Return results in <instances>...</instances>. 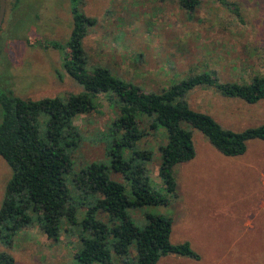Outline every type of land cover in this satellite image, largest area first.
<instances>
[{
  "label": "rangeland",
  "instance_id": "rangeland-1",
  "mask_svg": "<svg viewBox=\"0 0 264 264\" xmlns=\"http://www.w3.org/2000/svg\"><path fill=\"white\" fill-rule=\"evenodd\" d=\"M16 1L6 0L0 27V94L65 99L83 91L62 64L73 26L71 0ZM227 1L238 13L217 0H200L192 14L178 0H81L80 10L96 20L83 38L87 67L108 68L156 92L203 72L221 82L248 83L253 75L264 73V0ZM46 42L60 46L45 47ZM187 100L226 129L240 131L264 123V99L248 103L212 87H198ZM95 102L94 110L74 118L69 131L75 140L71 153L76 170L109 160L106 147L116 110L105 96ZM2 118L0 106V124ZM189 128L195 156L174 169L179 197L167 206L132 208L129 214L139 227L147 214L170 216L171 241L187 240L199 258L171 254L156 264H264V140H248L243 153L226 156L198 129ZM165 141V129L157 125L140 142L153 151L146 165L157 181L159 145ZM109 175L122 179L113 171ZM11 176L0 156V207ZM79 190L72 196L83 203ZM62 224L53 239L34 218L10 242L3 231L0 249L13 256L14 264H81L74 251L82 231L78 224Z\"/></svg>",
  "mask_w": 264,
  "mask_h": 264
},
{
  "label": "trees",
  "instance_id": "trees-1",
  "mask_svg": "<svg viewBox=\"0 0 264 264\" xmlns=\"http://www.w3.org/2000/svg\"><path fill=\"white\" fill-rule=\"evenodd\" d=\"M178 1L191 14L200 3ZM217 1L238 13L227 0ZM71 2L73 26L62 64L83 91L65 99L0 94V156L12 170L0 207V237L5 231L10 242L17 230L35 218L53 239L58 238L62 222L78 224L82 234L74 257L81 264H156L171 254L198 259L187 240L171 241L170 216L147 214L146 223L139 227L129 210L167 206L179 197L174 169L195 156L189 127L198 129L226 156L243 153L248 140H264V123L240 131L226 129L211 115L191 108L187 100L193 89L212 87L226 97L256 103L264 99V73L253 75L248 83H236L221 82L212 73L203 72L160 92L143 90L108 68L87 67L83 38L96 20L80 10L81 0ZM44 46L57 48L60 44L46 42ZM101 95L116 110L106 147L109 160L85 163L76 170L71 153L75 140L69 131L74 118L94 110ZM157 125L165 129L166 137L159 145L158 181L146 165L153 151L140 143ZM110 171L121 174V181L112 179ZM78 189L85 206L72 196ZM0 264H14L13 256L0 249Z\"/></svg>",
  "mask_w": 264,
  "mask_h": 264
},
{
  "label": "water",
  "instance_id": "water-1",
  "mask_svg": "<svg viewBox=\"0 0 264 264\" xmlns=\"http://www.w3.org/2000/svg\"><path fill=\"white\" fill-rule=\"evenodd\" d=\"M5 9H6V0H0V27L4 18Z\"/></svg>",
  "mask_w": 264,
  "mask_h": 264
},
{
  "label": "crops",
  "instance_id": "crops-1",
  "mask_svg": "<svg viewBox=\"0 0 264 264\" xmlns=\"http://www.w3.org/2000/svg\"><path fill=\"white\" fill-rule=\"evenodd\" d=\"M176 256H179V255H176ZM179 257H181V256H179ZM184 257V256H183Z\"/></svg>",
  "mask_w": 264,
  "mask_h": 264
}]
</instances>
